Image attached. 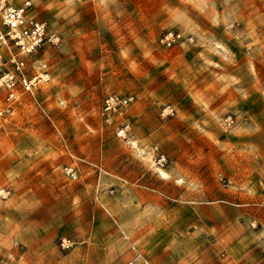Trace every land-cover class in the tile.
Masks as SVG:
<instances>
[{"label": "rangeland", "instance_id": "374dc122", "mask_svg": "<svg viewBox=\"0 0 264 264\" xmlns=\"http://www.w3.org/2000/svg\"><path fill=\"white\" fill-rule=\"evenodd\" d=\"M33 1L62 43L24 57L29 78L40 63L49 73L33 97L7 102L0 89V185L12 199H0V264H113L130 237L120 221L150 223L154 232L142 230L153 237L171 224L225 229L233 219L260 248L264 0ZM167 30L181 40L163 44ZM112 92L134 96L133 117L105 119ZM100 199L110 214L97 213Z\"/></svg>", "mask_w": 264, "mask_h": 264}, {"label": "crops", "instance_id": "0c3cea01", "mask_svg": "<svg viewBox=\"0 0 264 264\" xmlns=\"http://www.w3.org/2000/svg\"><path fill=\"white\" fill-rule=\"evenodd\" d=\"M187 1L191 4L194 3L195 7H203L204 4V0ZM14 2L17 4L20 0H14ZM32 3V11L34 12L35 3L33 0ZM213 16L214 9L210 8L205 12L204 17L208 19ZM183 47H185L184 43L180 45L181 49ZM127 50L130 51L131 49L128 48ZM154 55L152 54V56ZM160 56L158 55V57ZM135 61L136 59L133 58L128 67L132 68L131 65L135 64ZM135 69H139V66L136 65ZM137 105L138 102L130 104L124 113L126 118L128 113H132L131 117L135 115L133 114V110L136 109ZM139 116L136 122H138V119H143L142 117L139 118ZM129 121L132 122L129 119L124 122ZM153 134L154 132L151 131L145 137L141 135V140H148ZM4 185H0V187ZM10 196L2 201L7 204L12 203ZM98 203L103 209L97 206L98 214H110L106 200L102 201L100 199ZM165 215L163 214V216ZM169 216V219L174 221L180 218H177L176 214L173 215V218H171V214ZM181 222L184 223L183 220ZM197 223L194 225L184 223V225L178 226L171 224L169 231L166 228L167 226H164L162 230H158L161 232V235L152 237L147 230H142V227L148 224V229L154 232L150 223L140 226L139 223L127 225L125 222L120 221L119 228L121 232L129 234L130 239L127 237L128 240L122 249L118 251L119 254L116 252V255H112L115 256L114 260L118 259L113 264L130 259H135L137 264H264V244L259 248L258 244L248 243L247 234H245L246 229H244V232H241L240 228L242 227L239 223L236 224L237 220L232 219L225 229H222L223 227L220 228L218 223H210L209 226ZM220 253L224 256L223 258L220 257Z\"/></svg>", "mask_w": 264, "mask_h": 264}, {"label": "built area", "instance_id": "2783aa9c", "mask_svg": "<svg viewBox=\"0 0 264 264\" xmlns=\"http://www.w3.org/2000/svg\"><path fill=\"white\" fill-rule=\"evenodd\" d=\"M32 7V0H20L17 4L14 0H0V89L5 91L7 102L17 101L19 91L33 97L34 87L40 81L49 79L46 63H40L39 72L29 78L25 73L24 57L37 53L45 46L57 47L62 43L60 33L36 17ZM180 37V33L167 30L160 37V41L166 46H172L181 40ZM4 50H7L6 58L3 56ZM133 101L134 96L131 94L109 93L102 100L101 113L108 121L115 116L123 115ZM167 113L172 112L167 111ZM1 114L2 110H0ZM224 121L230 125L231 116H227ZM130 131L129 122H124L117 134L124 137ZM156 158L160 164L165 161L163 153H157ZM64 170L69 178L77 177L73 167L66 166ZM10 193L11 188L8 186L0 187L1 200L8 198ZM67 241L62 238L61 246L67 247ZM116 264H137V262L135 259H130Z\"/></svg>", "mask_w": 264, "mask_h": 264}, {"label": "bare ground", "instance_id": "6f19581e", "mask_svg": "<svg viewBox=\"0 0 264 264\" xmlns=\"http://www.w3.org/2000/svg\"><path fill=\"white\" fill-rule=\"evenodd\" d=\"M161 173H163V174H164L165 172L161 171Z\"/></svg>", "mask_w": 264, "mask_h": 264}]
</instances>
